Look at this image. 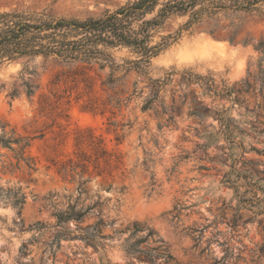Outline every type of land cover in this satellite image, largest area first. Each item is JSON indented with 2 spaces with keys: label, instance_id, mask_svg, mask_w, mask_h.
<instances>
[{
  "label": "rangeland",
  "instance_id": "1",
  "mask_svg": "<svg viewBox=\"0 0 264 264\" xmlns=\"http://www.w3.org/2000/svg\"><path fill=\"white\" fill-rule=\"evenodd\" d=\"M130 1L0 13L86 21ZM189 21L167 22L154 43L183 33L144 72L128 48L109 50L114 69L0 66V264H264V17Z\"/></svg>",
  "mask_w": 264,
  "mask_h": 264
},
{
  "label": "trees",
  "instance_id": "2",
  "mask_svg": "<svg viewBox=\"0 0 264 264\" xmlns=\"http://www.w3.org/2000/svg\"><path fill=\"white\" fill-rule=\"evenodd\" d=\"M228 12L264 17V0H133L102 18L86 21L4 12L0 13V66L24 57L54 56L63 62L82 61L114 69L117 65L109 50L128 48L138 56L137 61L129 63L131 67L144 72L151 59L183 33L162 37L154 43L170 19L189 16V28L205 16L213 18ZM255 49L263 54L261 66L264 42ZM31 93L29 89L28 94ZM231 126L225 125L230 135ZM1 141L6 147L16 145L21 154L29 147V142L20 138Z\"/></svg>",
  "mask_w": 264,
  "mask_h": 264
}]
</instances>
